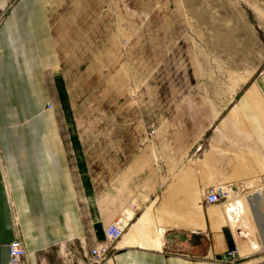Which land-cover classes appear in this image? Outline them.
Segmentation results:
<instances>
[{"label": "crops", "instance_id": "1", "mask_svg": "<svg viewBox=\"0 0 264 264\" xmlns=\"http://www.w3.org/2000/svg\"><path fill=\"white\" fill-rule=\"evenodd\" d=\"M234 113L243 134L164 123L125 163L94 170L49 4L15 1L0 14V264L16 238L28 264H88L118 219L103 264H228V250L233 264H264V66ZM217 185L229 198L206 204Z\"/></svg>", "mask_w": 264, "mask_h": 264}, {"label": "rangeland", "instance_id": "2", "mask_svg": "<svg viewBox=\"0 0 264 264\" xmlns=\"http://www.w3.org/2000/svg\"><path fill=\"white\" fill-rule=\"evenodd\" d=\"M46 2L94 170L164 123L243 134L234 105L264 66V0Z\"/></svg>", "mask_w": 264, "mask_h": 264}, {"label": "built area", "instance_id": "3", "mask_svg": "<svg viewBox=\"0 0 264 264\" xmlns=\"http://www.w3.org/2000/svg\"><path fill=\"white\" fill-rule=\"evenodd\" d=\"M153 132V131H151ZM229 198L227 187L217 185L212 187L205 195L206 204H219ZM126 224L122 219L110 222L104 228L103 241L94 244L88 249V264H103L111 256V250L114 244L122 236ZM8 264H28L26 249L19 238L13 239L7 245ZM237 260L236 250H228L226 253V262L233 264Z\"/></svg>", "mask_w": 264, "mask_h": 264}]
</instances>
